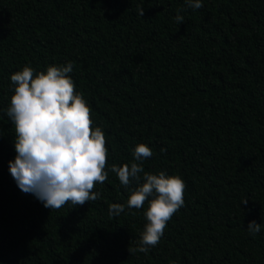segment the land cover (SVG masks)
I'll return each instance as SVG.
<instances>
[{"label":"trees","instance_id":"obj_1","mask_svg":"<svg viewBox=\"0 0 264 264\" xmlns=\"http://www.w3.org/2000/svg\"><path fill=\"white\" fill-rule=\"evenodd\" d=\"M202 5L0 0V264H264V0ZM68 62L105 134L108 177L95 184L99 199L57 210L12 178L15 125L6 111L12 74ZM138 144L153 153L144 172L186 184L183 207L147 254L131 249L149 202L127 207L144 173L125 188L110 171L140 163ZM113 203L125 206L119 216L109 215ZM251 221L261 225L255 235Z\"/></svg>","mask_w":264,"mask_h":264},{"label":"clouds","instance_id":"obj_2","mask_svg":"<svg viewBox=\"0 0 264 264\" xmlns=\"http://www.w3.org/2000/svg\"><path fill=\"white\" fill-rule=\"evenodd\" d=\"M185 3L194 9L203 6L202 0H185ZM137 11L139 16L144 15V8ZM175 21L181 24L183 17L177 15ZM72 70V62L51 65L41 72L25 65L10 76L14 88L6 114L15 125L17 155L9 162V172L22 192L34 195L49 209L58 210L68 203L84 205L99 199L100 192L93 191L95 184L105 182L108 177L105 134L100 127H93L92 110L83 94L75 90L69 75ZM152 155L148 146L138 144L133 157L140 163L120 167L113 164L110 169L125 188L131 181L139 182V174L144 173V182L131 192L127 207L140 209L149 202L140 246L131 249L145 254L159 243L167 222L183 207L186 188L179 175L144 172L142 162ZM247 203L244 199L240 204ZM124 209L123 204H110L109 215L119 216ZM246 228L255 235L261 225L251 221Z\"/></svg>","mask_w":264,"mask_h":264}]
</instances>
